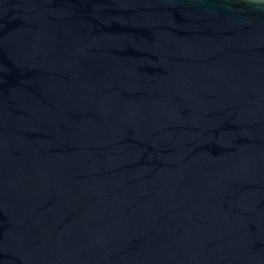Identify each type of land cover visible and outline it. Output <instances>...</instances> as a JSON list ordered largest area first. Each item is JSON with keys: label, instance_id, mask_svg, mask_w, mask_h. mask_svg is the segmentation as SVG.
I'll return each instance as SVG.
<instances>
[{"label": "water", "instance_id": "1", "mask_svg": "<svg viewBox=\"0 0 264 264\" xmlns=\"http://www.w3.org/2000/svg\"><path fill=\"white\" fill-rule=\"evenodd\" d=\"M0 264H264V0H0Z\"/></svg>", "mask_w": 264, "mask_h": 264}]
</instances>
